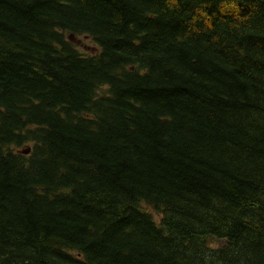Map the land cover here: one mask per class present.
I'll use <instances>...</instances> for the list:
<instances>
[{
	"label": "trees",
	"instance_id": "trees-1",
	"mask_svg": "<svg viewBox=\"0 0 264 264\" xmlns=\"http://www.w3.org/2000/svg\"><path fill=\"white\" fill-rule=\"evenodd\" d=\"M0 264H264V0H0Z\"/></svg>",
	"mask_w": 264,
	"mask_h": 264
},
{
	"label": "rangeland",
	"instance_id": "rangeland-1",
	"mask_svg": "<svg viewBox=\"0 0 264 264\" xmlns=\"http://www.w3.org/2000/svg\"><path fill=\"white\" fill-rule=\"evenodd\" d=\"M77 45H79L82 49L86 51H95L97 50L96 45L93 41L89 40L86 37H81L76 41Z\"/></svg>",
	"mask_w": 264,
	"mask_h": 264
}]
</instances>
